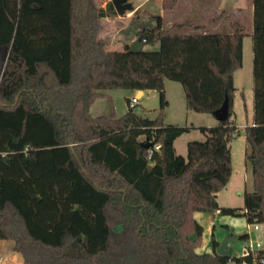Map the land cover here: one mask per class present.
Here are the masks:
<instances>
[{"label": "trees", "instance_id": "16d2710c", "mask_svg": "<svg viewBox=\"0 0 264 264\" xmlns=\"http://www.w3.org/2000/svg\"><path fill=\"white\" fill-rule=\"evenodd\" d=\"M179 2L162 0V7ZM252 5L253 120L244 135L253 189L238 208L217 201L232 172L230 141L238 135L233 80L244 35L238 20L211 32L189 21L166 27L160 14L134 12L129 40L158 49L133 51L128 41L109 49L101 31L103 18L118 15L112 0L105 6L0 0V239L14 241L23 264H256L264 258V248L221 256L213 233L212 251L198 252L204 228L194 215L218 211L264 226V0ZM183 25L195 31L173 32ZM165 79L182 85L188 110L212 113L228 99V118L199 126L206 139L189 141L186 157L174 141L192 126L165 122ZM117 89L156 90L157 115L130 107L121 116L90 113L98 97Z\"/></svg>", "mask_w": 264, "mask_h": 264}, {"label": "rangeland", "instance_id": "374dc122", "mask_svg": "<svg viewBox=\"0 0 264 264\" xmlns=\"http://www.w3.org/2000/svg\"><path fill=\"white\" fill-rule=\"evenodd\" d=\"M108 0H95L98 6H103ZM133 9L125 11L123 15L114 16L116 20L103 22L104 27L101 36L108 38L109 49H121L125 41L128 44L137 38L129 40L130 33L128 23L134 12L140 13L143 17L150 14L164 15L165 26L173 22L189 21L192 25H199L211 32H223L230 29L229 22L232 19L239 21L243 30L242 41V66L234 72L233 111L234 120L238 135L230 141L232 172L227 185L217 192V201L223 207L242 208L245 192L252 191V170L251 163L246 159L250 153V145L247 144L244 129L253 120V5L252 0H180L173 10H165L162 7V0H129ZM137 7V8H136ZM112 17V18H114ZM216 18V19H214ZM195 31L192 26H180L173 29L177 33H189ZM158 43L146 44V50H157ZM165 98L168 105L164 109V120L182 126H192L190 131L183 133L174 142L176 152L186 157L187 143L189 141H204L206 136L200 131L199 126H213L217 120L212 113H202L188 110L185 104V94L182 85L173 80H164ZM107 96L98 97L91 106V114L94 116L109 115L112 111L117 116L123 115L128 104L126 98L137 96L132 90H108ZM139 101L133 108L140 115L154 118L159 109V94L156 90H146L142 96L138 95ZM197 220L203 225L204 231L197 251H212V232L216 240L223 239L228 235L239 237L249 233L252 238L260 230H255L254 225L246 222L242 216H231L215 214V212H199ZM264 247V234L260 237ZM13 243V244H12ZM10 246V247H8ZM243 240L238 238L230 244L231 256L242 255ZM14 241L10 237L0 239V264H16L20 260L17 250L15 251ZM9 255V256H8ZM16 256V261L14 259ZM18 257V258H17ZM258 264V263H256Z\"/></svg>", "mask_w": 264, "mask_h": 264}, {"label": "water", "instance_id": "95a60500", "mask_svg": "<svg viewBox=\"0 0 264 264\" xmlns=\"http://www.w3.org/2000/svg\"><path fill=\"white\" fill-rule=\"evenodd\" d=\"M114 8L119 15H123L125 11H129L133 9V5L129 0H112ZM144 42L140 39H135L129 43V49L133 51H140L144 47ZM142 90H138V95H141ZM17 101V99H16ZM15 101V103H16ZM228 111H229V103L227 97H225L222 105L214 110L212 114L216 118L217 121H223L228 118ZM145 147L150 146L152 143L146 142L142 143ZM239 237H235L233 235H228L219 241L218 246L216 247V252L221 256L229 255V247L230 244L236 241Z\"/></svg>", "mask_w": 264, "mask_h": 264}, {"label": "built area", "instance_id": "2783aa9c", "mask_svg": "<svg viewBox=\"0 0 264 264\" xmlns=\"http://www.w3.org/2000/svg\"><path fill=\"white\" fill-rule=\"evenodd\" d=\"M139 101V98L137 96H133L129 99L128 107L134 108L137 102ZM160 148L159 144L154 145V149L158 150ZM250 225H254L255 230H260L261 233H257L254 235V238L250 236L249 233L246 234L245 239L243 240V246H242V255L249 256V255H255L258 250L263 249L261 245L260 237L264 234V226L261 223H248ZM258 264H264V258H260L258 261L255 260ZM242 264H248L247 261H243Z\"/></svg>", "mask_w": 264, "mask_h": 264}, {"label": "crops", "instance_id": "0c3cea01", "mask_svg": "<svg viewBox=\"0 0 264 264\" xmlns=\"http://www.w3.org/2000/svg\"><path fill=\"white\" fill-rule=\"evenodd\" d=\"M103 6H105V5H103ZM137 8V7H136ZM175 9V8H174ZM173 10V9H172ZM169 11V10H168ZM119 15V14H118ZM162 17H163V19H164V15H163V13L162 14H160ZM120 16V15H119ZM109 20V22H110V20H116L115 19V17L114 18H112V17H105V18H103V21L105 22V21H108ZM173 23H177V22H173ZM172 23V24H173ZM123 46V45H122ZM146 90H142V92H141V95L140 96H142L143 94H144V92H145ZM135 92V94L138 96V91H134ZM107 95H108V93L107 92H105ZM127 99V98H126ZM90 110H91V108H90ZM128 110V109H127ZM91 113V112H90ZM93 115V114H92ZM99 114H97V116H98ZM166 123H169V122H167V121H165ZM169 124H173V123H169ZM251 124H252V122H251ZM175 141H176V139H175ZM174 141V142H175ZM199 212H196L194 215H195V218L197 219V217H198V214ZM215 214H219V212L218 211H216L215 212ZM213 233V232H212ZM234 235V234H233ZM215 238V237H214ZM216 239V238H215ZM218 241H220V239H218ZM13 244V243H12ZM8 247H10V246H8ZM229 254H230V252H231V247H229ZM16 251V250H15ZM17 252V254L19 255V258H20V260L18 261V259H17V262H16V264H23V257L21 256V254L18 252V251H16ZM9 256V255H8ZM18 258V257H17ZM14 259H15V261H16V256L14 255Z\"/></svg>", "mask_w": 264, "mask_h": 264}]
</instances>
